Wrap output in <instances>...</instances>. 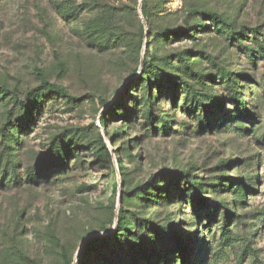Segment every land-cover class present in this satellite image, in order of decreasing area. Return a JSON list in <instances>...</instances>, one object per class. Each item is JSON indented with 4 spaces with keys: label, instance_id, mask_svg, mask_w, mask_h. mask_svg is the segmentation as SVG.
<instances>
[{
    "label": "rangeland",
    "instance_id": "rangeland-1",
    "mask_svg": "<svg viewBox=\"0 0 264 264\" xmlns=\"http://www.w3.org/2000/svg\"><path fill=\"white\" fill-rule=\"evenodd\" d=\"M150 7L144 23L142 0H0V84L24 99L27 91L39 89L42 74L76 99L69 104L48 97L30 125L20 130L13 125L6 143V117L14 123L18 114L9 101H0V264H66L69 258L76 264L85 241L101 244L113 233L109 247L96 248L86 264H146L132 257L128 244L117 243L120 208L127 210L131 229L125 239L144 238L145 249L152 250L153 228L174 225L189 264H264V0H151ZM192 9L220 15L244 36L234 37L192 15ZM164 29L188 31L194 38L155 36ZM147 54L178 83L186 81L197 93L206 89L210 101H223V110L211 108L209 126L200 128L196 103L191 109L184 106L188 93L181 84L174 105L173 89L163 88L160 96L154 84V114L169 123L165 132L151 130L143 113L148 80L155 82L143 69ZM221 70L233 75L253 119L233 102ZM124 94L129 95L125 106L110 113ZM101 115H107L106 127ZM63 137L76 143L66 167L44 170L30 184L28 170L51 165V145ZM100 137L113 166L100 162L87 146ZM14 175L20 184L15 178L9 182ZM174 175L181 176V190L186 175L200 187L187 189L182 198L179 187L174 191L167 182ZM152 178L159 192L141 195ZM230 179L250 185L240 205ZM168 190L175 196L162 199ZM201 197L207 203L195 215L188 198ZM222 203L236 213L226 235L223 207L209 219ZM146 221L154 226L146 229ZM181 259L178 254L172 264Z\"/></svg>",
    "mask_w": 264,
    "mask_h": 264
},
{
    "label": "trees",
    "instance_id": "trees-1",
    "mask_svg": "<svg viewBox=\"0 0 264 264\" xmlns=\"http://www.w3.org/2000/svg\"><path fill=\"white\" fill-rule=\"evenodd\" d=\"M150 3H151V0H142V11H143L145 20H148L150 13H151ZM77 12H78V9H77ZM61 13L65 14L66 12L61 10ZM190 13H192V15L194 16L197 15V16H201L203 18L208 19L210 22H213L216 25V27L222 28L225 31L227 30L230 31V33L234 37L244 36L243 32H236L235 29L230 24L226 23V21L220 15L214 12H210L206 10H199V9H192ZM77 14L78 13H76V15ZM206 25L207 24L201 25L199 27L204 29ZM220 25L222 27H220ZM195 31L196 29H194L192 32H195ZM172 33H173V36L171 37ZM182 34H184L183 37H186L187 39L194 38L193 35H191L188 31L187 32H178V31L174 32L170 29H164L161 31V33H156L155 36L159 35L163 39L171 40L174 38L180 39L182 37ZM144 35L145 33L143 31L139 35V42L137 45L139 50H141L144 45L143 43ZM99 38L100 37H96V40ZM120 38L124 39L123 37H120ZM116 39L118 40L119 37H116ZM107 41L110 42V40H107ZM99 42H101L100 44H102L101 40H99ZM123 42L125 43L124 40ZM150 42L147 39V44H149ZM127 47L131 48L130 43L127 45ZM147 56L148 57L143 58V69L146 72V74H148L149 78L155 77V82L152 83L151 79L148 80V86L146 89L147 95L144 94L145 98L143 99V102L145 104L143 113L145 115V120L147 124L149 125V127L151 128V130L153 132L157 130H161L165 132L166 128L168 127L167 124L169 123L165 116L154 114V108L156 107L157 103L153 101V97L150 95V92L152 90V87H154V84L156 88H158L160 96H163L162 94H164L163 88H167L169 89V91L173 89V92L171 95L172 105L176 104V100L178 97V87L181 84L182 91L186 90V92L188 93V96L185 99L184 106L188 109H191L194 106V103H196L197 107L202 112L200 113V118H199L200 128L203 130L204 128L209 126L211 124L210 118L212 116L211 108L214 107L216 109L223 110V106H224L223 101H216V102L210 101L212 100V98H210V95L209 93L206 92V89H203L202 92L197 93L196 91H194V87L189 85L186 81L183 82V80H181L182 83H178L177 77H175L174 75H168V74L166 75L165 71L162 70L160 66L155 65L154 63L151 62L153 61L154 58L149 57V54H147ZM181 59L185 63V66H184L185 73L186 74L190 73L191 67L187 63V56H184ZM149 65H151L150 66L151 69H148L150 68ZM221 71H222L221 79L224 81L226 88L230 92V95H231L230 97L232 98L233 102L236 105L240 106V109H242V111L246 115V119L248 118L253 119L255 114L249 110V108L246 106L247 104L245 101H242L239 99L240 93L237 91V88H236V86L239 88V85H237L233 81V78H234L233 75L231 73H228L227 71H224V70H221ZM40 81H41V85L39 89L27 91L24 99H22L21 96L18 95V93H15L13 89H10L9 87L5 85L0 84V101H9L15 107V109H17V114H18L14 123L12 121V117H6V121H5L6 126H5L4 131L2 132L4 143H6V141H10L11 138H9L8 135H10L12 130H14L13 125L17 128V130L26 128L28 125L31 124L28 121L33 120L36 115H40V111H42L44 105L47 102L48 97H56L59 99H64V100H67L69 104L76 102L75 98H72L67 94V91L65 88H62L55 84H51L50 82L47 81V79L42 74H40ZM203 88H206V87H203ZM168 94L169 92L166 93V95ZM128 97L129 95L124 94L120 99H118L116 103L112 107H110V113H113V111L125 106ZM129 116L130 115L126 114L127 119L124 118V121L127 120V122H129L128 121ZM100 123L101 125L105 127L107 126V123H108L107 115H101ZM5 136H7V138H5ZM13 138H15L16 140H19L18 136H13ZM72 142L73 144H71ZM74 145H76V143L74 142V139H70V138L66 139L65 137H63L59 141L58 140L54 141L51 145L50 156L48 157L49 161L54 160V162L50 161L52 162V164L47 167L39 166V168L28 170V174H27L28 182L30 184L37 183L39 179L41 178L43 172H45L46 170L64 169L66 165L68 164L67 163L68 158L70 157L71 154H73L72 148ZM87 146L93 148L94 152L97 154V159L100 162L107 163L109 166H113L114 164L113 155L111 154L110 150L107 148L105 141L102 137H100V139L95 144L93 143V141H90L87 144ZM117 163L119 164L118 166L119 171L120 172L123 171L124 169H123L122 161L119 158L117 159ZM226 166H229V164H227ZM17 177L18 175H14L13 177L9 179V182L12 181L13 178H15L16 181L14 179L13 182H15V184H20L21 181ZM4 179L5 177H4V172H3L1 181L4 182ZM192 179H193L192 176L186 175L184 177V180H183L184 190H181L182 185L179 184L181 180L180 175H174L173 177L169 178L167 182L169 183V186L174 191H176L175 185H177L179 187L177 190H179L181 194L183 192L182 198H185L187 196V189L189 191H195L197 187L198 188L200 187L196 185L192 181ZM9 182H7L6 184H8ZM235 182L236 180L230 179L229 181L230 189L235 190V194H237L238 196V204L240 205L242 204V201L244 200V192L245 193L248 192V189H250V185L248 182L246 183L242 182L239 184H235ZM149 185L151 187L148 190H145L143 188L140 190L141 195L145 194V195L152 196L154 195V193H152L151 191H156L157 193L159 192V188L155 186L153 183V178L149 180L148 186ZM114 187L115 189H117V184H115ZM162 194H163L162 199H165V200L170 199L171 196H175V193L173 191L170 192L169 190L163 192ZM188 200L190 201L191 204H193V209H192L193 214L201 215L199 211L197 212L196 209L198 210L202 209L203 206L207 203L206 200L202 197L201 198H191V199L188 198ZM112 206H113L112 207L113 210L117 209L115 204H113ZM234 206H235L234 207L235 209L238 205L236 206L234 202ZM220 207H223L224 213H223V220H222L223 222L222 229H223V234L226 235L229 229V224L231 220L235 217L236 213L234 211H230L228 209V206L222 203L221 205L213 209L215 210V212L213 216L210 215V218H209L210 220L212 219V217L216 218ZM146 222H147L146 223L147 225L145 227L146 229L150 228L151 226H154V224L151 223L150 221H146ZM116 225H117L116 228L118 229L121 235V236L118 235L120 236L118 237L119 239L117 241L118 245L128 244L129 246L128 249L132 251V257L140 258L137 261L141 263H146V264H154L153 259L155 258L157 260L155 264H158V261H161L162 264H172L178 257V254L179 255L182 254L181 264H189L190 257L188 256L186 246L182 245L180 236L175 233L174 225H168L165 227L157 226L152 229L153 235L155 236L154 241L150 240L152 242L151 243L152 250H150L149 247L145 249L142 246V244L145 241L144 238L138 237L133 240L125 239L124 236H126L127 233L130 234L129 231L131 230L129 227V223H128L127 210L123 208L118 209V218H117ZM114 236H115L114 233L108 234L104 238V240L101 241L102 242L101 244L99 243V239H89L85 241L83 244L82 251L76 261V264H86L88 260V255L92 251L97 250L96 248H98L99 246L109 247V245L111 244L109 240L113 239ZM208 251H209V248L205 250L203 255H206ZM73 263H74V260L70 258L66 262V264H73Z\"/></svg>",
    "mask_w": 264,
    "mask_h": 264
},
{
    "label": "water",
    "instance_id": "water-1",
    "mask_svg": "<svg viewBox=\"0 0 264 264\" xmlns=\"http://www.w3.org/2000/svg\"><path fill=\"white\" fill-rule=\"evenodd\" d=\"M141 9V8H140ZM143 22L145 23V19L143 18Z\"/></svg>",
    "mask_w": 264,
    "mask_h": 264
}]
</instances>
